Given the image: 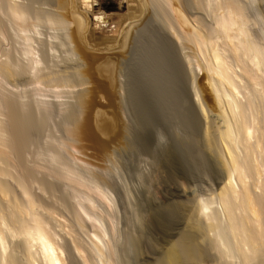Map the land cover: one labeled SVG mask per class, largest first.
<instances>
[{"label": "bare ground", "instance_id": "obj_1", "mask_svg": "<svg viewBox=\"0 0 264 264\" xmlns=\"http://www.w3.org/2000/svg\"><path fill=\"white\" fill-rule=\"evenodd\" d=\"M253 1L139 0L141 11L150 12L151 6L160 24L154 17L155 23L151 22L157 28L136 34L132 27L141 11L135 16V9L133 13L126 5L127 13L119 12L121 0H106V5L103 0H0V264H131L120 253L122 247L117 248L112 178L87 161H82L84 166L72 163L64 152L67 142L55 138L48 123L58 109L57 123L68 140L92 132L85 134L78 127L85 90L77 91L74 104L68 101L63 121V87L83 86L89 77L81 73L87 67L79 70L80 65L69 64L64 60L68 55H63L76 51L67 47L72 38L85 36V21L77 16L80 13L73 14L76 6L90 13L88 22L94 30L116 27L112 31L117 35L107 40L117 44L108 43L105 50L115 47L114 52L126 57L133 51L142 62L123 80L128 89L115 73L120 64L110 70L107 82L118 95L128 91L137 127L163 111L178 117L184 128L173 141L184 154L178 162L186 167L187 176L196 172L210 176L206 190H196L187 202L177 201L178 207L172 203L168 211L163 208L165 213L149 216L143 235L156 231L158 245L170 244L155 252L153 264H264V30L256 20L259 12ZM69 15L75 32L68 36L64 29L71 23ZM108 19L129 21L107 24ZM249 21L260 26L252 28ZM77 49L94 64L95 57L81 44ZM94 77L95 89L108 91L106 81ZM192 95L200 100L197 108L202 116L199 111L198 116L190 114ZM124 130L118 127L109 141L122 138ZM141 131L122 146L127 148L134 137L143 139ZM109 141L94 142L105 160L110 158L105 152ZM63 187L70 191L64 193ZM177 214L182 231L170 242L169 228ZM78 228L84 229L91 244ZM140 237L133 240L141 251L146 236Z\"/></svg>", "mask_w": 264, "mask_h": 264}, {"label": "rangeland", "instance_id": "obj_2", "mask_svg": "<svg viewBox=\"0 0 264 264\" xmlns=\"http://www.w3.org/2000/svg\"><path fill=\"white\" fill-rule=\"evenodd\" d=\"M121 1L123 2V8L119 12H122L124 14L127 13V9L125 8L126 5H127L126 7L128 8L129 11L131 10V12H133V13L136 11L135 16L138 12L141 11L139 0H121ZM105 2H106V0H103V5L107 4ZM150 7L151 6H149L150 12H148V10L145 9L144 13H143V11H141V13L137 14L136 17H138L140 15L138 17L139 19L134 17L135 18L134 20H136V19L139 20V21L136 20L135 21L136 24L134 23V26L132 27L134 33L136 32V34H137L139 31L144 32L145 30L148 31L150 29V27L153 28V26L155 25L154 24L155 22L153 20L154 17L157 18V20H159V23L156 25L158 26L160 24V17H158V15H156V13L153 12L152 7L151 8ZM74 8H73V10H74ZM253 8L258 10V12H259L258 16L261 15V17L257 16L256 20L261 24V27H263V30H264V0H254L253 1ZM78 9L79 8L76 6L75 11H73L74 12L73 14L75 15V14H77V12L80 13L77 16H81L80 18H81V20L83 19L82 20L83 23L85 21L84 24L87 25V27H86V25H84L85 26V33H84L85 36L82 39H80V38L77 39L74 37V35H72L74 37L72 39H74V40H73V42L71 41V44L67 45V47H70V48L74 47V49L77 51L78 50L77 47L80 46V44H81L84 47V49L86 50V53L92 54V56L95 57L96 63L92 60V62L94 63L93 64L94 66H93L90 63V61H88L85 58H82L83 54H81V53H83V52H81L79 50H78L79 52L75 51V52H72V54H70V55H69V53L63 54V55H65V57L68 55L66 58L64 57L65 58L64 60L66 62H68L69 64L75 63V65H76V63H77L78 65H80V67L78 65H76V66H78L77 68H79V70L80 69L82 70L84 68L86 69V67H87L88 71L86 70V72H85L84 70H82V72L81 71L80 72L84 73L83 76H85V73H86V77L89 75L90 78L87 77L88 81H86V84H83V86L82 85L81 86H75L76 88L69 87V86H67L66 88L63 87V95L64 96L61 98V100H63V103L66 102V103H64L65 106L63 105V107H65V108H63V110L64 109L67 110L66 107L69 106V104H70L68 101H70L71 104H74V100H75L74 97H75V94L77 93V91L79 92L81 89L83 91L85 90L86 105L84 104L83 108L81 109L83 112L81 111V114L79 115V121L81 123H80V125L78 124V127L82 128V130L85 129V131H86L85 134H88L90 131H92V132H90L88 135L83 134L84 137L80 133H78V135H76V137H75V140H73V139L68 140V135L65 133L64 128L62 129L60 127V125L57 123V122H59L58 119L61 116V111L60 110L58 111V109L55 110L57 113L55 111L53 113L55 116L52 114L53 116L48 120L49 127L51 126L50 129H51L53 136L54 137L56 136L55 138H57V139L59 138L58 140L63 138V140L65 142H67L66 144L63 145L65 147L64 152H65L67 158L72 163H75V165H78V166H82L84 164L82 161H87L89 166H91L92 169L95 168V170L96 169L100 170L105 175H107V177H109V179L112 178V179H110V180H112L111 182L113 183L112 186L110 187V192H111L110 194H111V197H112L113 202H114L111 204V210L114 212L113 224L115 226V230L117 229V231L115 233L116 234L115 236H117V237H115V238L118 241L117 248L122 247V249H120V253L123 252L122 254L124 256V259L126 258L128 260V258H129L130 259L129 263H131V264H146V263H152L153 264L155 256H156L155 252L160 251L162 248L164 249L165 246H167V245L169 246L170 244H167V242H166V244L163 243L164 246H163V244L158 245L157 244L158 242L156 241L157 238H155L158 235L156 231L154 233H152L151 235L148 234V236L143 235L144 234L143 230L147 229L149 226L146 223L149 216L152 215V213H153L152 216H154L155 212H157L155 215L163 214L162 213L163 208H164V211L166 212L167 208L169 210V206L171 208L172 203H173V205H176L177 201H178L177 202L178 205H180L182 200H183L182 203L187 202L188 198H190L192 193L196 190H206L207 187L211 184L210 176H208L209 174L206 175L207 172H203L204 174L200 173V172H196V174L194 173L190 176L188 175L189 176V178H188L187 174L184 171V169L186 167L184 168L183 165H180V163L178 162L180 157L184 158V154H183L182 150L180 149V147H178L174 143L175 138H178V136L181 137V135L184 133V128H183V126H181L182 125L181 122L177 121L178 117H176L177 118L176 119L175 117H172L171 115L169 116V114L167 112L163 111V112H160V115H157V114H155L156 116L153 115L154 119L155 118L157 119L155 121L157 124L154 123L153 118H152V121H150V119L148 118L149 120L147 119L144 122V125L142 126L143 129L142 128L139 129V127H137V125H136L137 120H135L136 114H135L134 110L132 109V106L130 105L131 103L128 100L129 99V97H127L128 91L125 90V89H128L129 85L125 86L126 87L125 88L124 85L126 82L124 83V81H126L125 78L130 77L129 75H132V73H129V72L135 71L136 69H134V68H137L139 65L142 64V62L141 63L138 62L140 59L135 58L137 54L135 55V57H133L134 53H131L133 51L127 53L128 55L129 54L132 55V58L131 57L128 58L130 55L128 57H126L127 55L125 56L123 54V52L122 53L114 52V51H116L115 47L113 49H110V50L109 49L105 50V48L108 47L109 44H111V46H114L117 44L114 41L111 42V40H107V38H109L111 36H112V38H114L113 36L117 35L116 32L112 31L116 27L114 26L115 28L112 27L111 29L107 27L105 29L94 30L93 24L89 23L90 18H91V16L89 15L90 13L86 14L85 10L83 12V11H80V9L78 11ZM134 9H135V11H134ZM251 11H254V10L251 9ZM151 15H153V17ZM151 18H152V20H151ZM69 20L70 21L73 20L72 15H69ZM123 21H124V23H123ZM125 21L126 20H124V19H119V20L108 19L107 24L115 23V22L116 23L122 22V24H125ZM128 21L129 20H127L126 22H128ZM151 21L154 22L153 23L154 25L152 24ZM72 22L73 21H71V23H69V25H67L68 27L66 26L67 28L64 29L67 32V35H68V33L70 35V34H72V32H75V30H73L74 23H72ZM251 22L252 21H249V24H251L252 28L255 27L257 29L260 26V24L258 22H257L258 24H252ZM144 26H147V28ZM157 26H154V27L157 28ZM140 27L143 29L145 28V29L143 30ZM135 28H137V29H135ZM87 32H88V34H86ZM117 37H119V35ZM161 37H162V34H161ZM76 39L78 41V42L76 41L78 43V45L74 44V41ZM117 39H119V38H117ZM82 40H83V42H82ZM4 43H6V42H4ZM94 43H95V45H94ZM106 45H108V46H106ZM75 46H77V47L75 48ZM106 51H107V53H106ZM110 51H112L114 53H112V52L108 53ZM96 52L99 54L98 57L95 56V55H98ZM102 52H103V54H102ZM79 55L81 57H79ZM103 55H104V57H103ZM99 57H101V58H99ZM178 57H179V54L177 52L175 59L178 60ZM81 58L83 61L80 60ZM102 58L103 59L105 58L106 60L105 59L103 60ZM110 58H112V59H110ZM133 58L136 61L138 59L139 60L136 62L133 60ZM114 59L117 61H115ZM118 59H121V60L118 61ZM130 59L133 61H131ZM99 60H100V62H99ZM127 60L129 61L128 63L132 62L129 64L132 67L127 64ZM84 61H87L88 63L84 62ZM133 62L135 64H133ZM136 63H139V65ZM108 64H110L112 66H110ZM116 64H117V66L120 64L118 66L119 68L116 66ZM121 64H123V65H121ZM75 65H73V66H75ZM84 65H87V66H84ZM98 66H99V68H98ZM114 66H115V68H114ZM81 67H83V68H81ZM115 69H117V71H115ZM90 70L92 73L94 71L93 76H92V73L89 72ZM110 70L112 72L115 71V73L118 72V74H120V78H121L120 80L121 81L124 80L122 82L123 83L122 85L125 89L122 88L124 90L123 91L121 90L120 95H118L117 92L112 89L110 84L107 83V82H109L108 76H109V74L112 73ZM107 71H109V72H107ZM90 74H91V76H90ZM94 75H95V77H94ZM93 77L94 78L98 77L100 80L101 79L105 80L106 84L109 85L108 91H106V90L102 91L98 87L96 88L97 91H95L96 86H95V82H94L95 79H93ZM198 77H199V74H198ZM205 83H206V81H205ZM8 88H11V87H8ZM13 89L14 88H12V90ZM98 90H100V91H98ZM49 97L51 99V96H49ZM49 97H47V98H49ZM87 97H88V99H87ZM108 97H110L109 99H111V100H109ZM191 98H192L191 99L192 104L190 106L191 116L196 115L198 113V111H199L200 116H202L199 108H197V106H198L197 103L200 102V100L198 101L199 98L193 97V95L191 96ZM53 100H55V99L53 98ZM88 101H90V102H88ZM118 101H120L119 103L121 105V106H119V108H118V105L116 106ZM61 107H62V105H61ZM182 107L186 108L187 102L183 103ZM192 107L195 108L197 112L194 111V109H192ZM65 110H64L65 115L63 114V118H64L63 121L66 119L65 117L67 116V114H66L67 111L65 112ZM82 113H83V115H82ZM161 113L163 115H161ZM207 113H208L210 118L215 117L212 112H207ZM115 114H116V116L114 117ZM197 116H198V114H197ZM83 117H85V119H83ZM179 117H181V116H179ZM184 117L187 118V116H184ZM151 122H152V125H151ZM63 123L65 124V122H63ZM83 123L84 124L86 123L85 125H87V126H83ZM87 123L90 124V126H88ZM57 124H58V126H57ZM105 124H106V126H105ZM135 125L139 129V131L142 130L141 134H142V137H144L143 139H141L142 141L138 140L137 138L135 139L137 133H139L138 130H137L138 132H135L137 129L135 127ZM101 126L103 127L102 129H104L106 131L101 130ZM133 126L136 129H134ZM153 126H154V128H153ZM58 127H60L62 130L59 129ZM86 127H89V128L87 129ZM108 127H110V128H108ZM116 127L117 128L119 127V129H120V127H122V129H123V127H125V128H127V131L124 130L126 133L124 132V134H122V138L118 137L116 139L109 141V138L112 137L113 134L115 133V131L117 130ZM129 130L132 131V134ZM79 135H81V136H79ZM134 135H135V137L133 140L131 139L132 144L129 145L130 147L129 146H127V148L123 147L122 146L123 143L125 144V141L130 140V138H132ZM91 136H95V137H91ZM123 136H125V137H123ZM96 139L99 141H101V140L102 141L103 140L109 141L108 149L105 150V152L107 153V156H110L109 159L105 160V159H102V157H100V155H102V154L101 153L99 154L98 147L94 143ZM72 140H73V142H72ZM134 140H136V141H134ZM54 143L56 144L57 142H54ZM165 152H167V154ZM113 158H114V160H113ZM177 158H178V160H177ZM156 159H157V161H156ZM170 164H172V166H175L176 168L172 167ZM175 171L177 172L178 176H175V174H174ZM208 172L211 173V171H208ZM199 175H201V176H199ZM180 176H182V177H180ZM196 177H198V178H196ZM184 179H185V181H184ZM182 183H183V185H182ZM206 185H208V186H206ZM63 188H65V189H63L64 193H67L65 190L70 191V189H67V187H63ZM124 189L126 190V192L124 191ZM178 205H176V206L178 207ZM176 206H174V207H176ZM109 209H110V207H109ZM63 211H64L66 218L68 217L70 219V215L65 210H63ZM159 211H161V212H159ZM178 215L179 214H177V216ZM172 219L175 221L172 220V222H171L172 226L170 225V228H169L170 229L169 232L171 233V237L168 238L169 241L171 238L173 240L176 239V237L178 236L177 232L182 231V224L179 221V220H181L180 217L179 216H178V218L173 217ZM176 219H177V221H179V223L176 221ZM86 220H87V224L89 225L91 223V221L88 219H86ZM173 222H174V224H173ZM87 227H90V225ZM83 230L84 229L81 230L78 228L80 236L82 238H84V240L86 242L91 244L88 236L84 233ZM141 231H143L142 234H141ZM137 235L138 236L141 235L140 238L146 236L145 237V243H144L145 244L144 250L140 251L139 245L137 247V245L134 243L133 238H135V237L137 238ZM129 236H130V238H129ZM173 240H171L170 242H172ZM169 241H168V243H170ZM125 246H127V248H128V249L126 248L127 251H126V249H124ZM122 250H124V251H122Z\"/></svg>", "mask_w": 264, "mask_h": 264}]
</instances>
